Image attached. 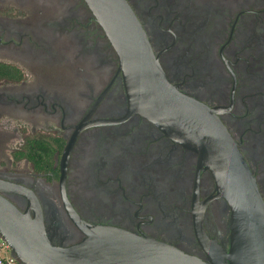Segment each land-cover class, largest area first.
<instances>
[{
  "label": "flooded vegetation",
  "instance_id": "obj_1",
  "mask_svg": "<svg viewBox=\"0 0 264 264\" xmlns=\"http://www.w3.org/2000/svg\"><path fill=\"white\" fill-rule=\"evenodd\" d=\"M126 1L166 79L215 110L264 207V0ZM0 179L33 193L54 243L83 236L64 194L88 223L206 264H264L234 253L231 210L198 155L129 112L84 0H0ZM2 194L34 216L26 196Z\"/></svg>",
  "mask_w": 264,
  "mask_h": 264
},
{
  "label": "water",
  "instance_id": "obj_2",
  "mask_svg": "<svg viewBox=\"0 0 264 264\" xmlns=\"http://www.w3.org/2000/svg\"><path fill=\"white\" fill-rule=\"evenodd\" d=\"M118 61L129 112L152 121L166 135L194 151L216 181L231 210L234 253L264 254V207L254 178L215 110L177 89L165 77L147 36L126 0H84ZM26 196L34 210L21 212L2 193ZM2 192V193H1ZM62 198L82 231L76 241L47 237L33 193L0 179V235L21 264H206L176 247L82 220ZM250 261L247 264H251Z\"/></svg>",
  "mask_w": 264,
  "mask_h": 264
},
{
  "label": "built area",
  "instance_id": "obj_3",
  "mask_svg": "<svg viewBox=\"0 0 264 264\" xmlns=\"http://www.w3.org/2000/svg\"><path fill=\"white\" fill-rule=\"evenodd\" d=\"M0 264H19L17 258L11 253L9 244L0 235Z\"/></svg>",
  "mask_w": 264,
  "mask_h": 264
},
{
  "label": "rangeland",
  "instance_id": "obj_4",
  "mask_svg": "<svg viewBox=\"0 0 264 264\" xmlns=\"http://www.w3.org/2000/svg\"><path fill=\"white\" fill-rule=\"evenodd\" d=\"M53 66H57L56 64H54Z\"/></svg>",
  "mask_w": 264,
  "mask_h": 264
}]
</instances>
